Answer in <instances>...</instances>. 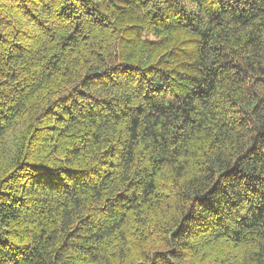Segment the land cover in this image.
<instances>
[{"label": "trees", "instance_id": "16d2710c", "mask_svg": "<svg viewBox=\"0 0 264 264\" xmlns=\"http://www.w3.org/2000/svg\"><path fill=\"white\" fill-rule=\"evenodd\" d=\"M0 264H264V0H0Z\"/></svg>", "mask_w": 264, "mask_h": 264}]
</instances>
